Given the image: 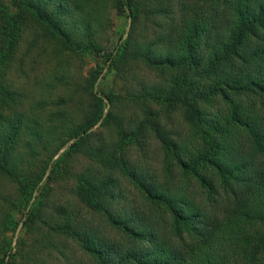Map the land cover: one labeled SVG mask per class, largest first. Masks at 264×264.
Masks as SVG:
<instances>
[{"label": "trees", "instance_id": "16d2710c", "mask_svg": "<svg viewBox=\"0 0 264 264\" xmlns=\"http://www.w3.org/2000/svg\"><path fill=\"white\" fill-rule=\"evenodd\" d=\"M176 2L168 33L139 40L135 23L169 15L171 0H0V101L28 105L0 114V177L13 186V195L0 191V264H264V0ZM111 12L131 20L106 55L120 85L94 93L99 73L75 82L68 62L105 54ZM28 17L25 51L55 50L32 100L7 77ZM136 66L154 79L132 78ZM69 80L87 98L73 110L69 96H52ZM174 111L184 135L165 126ZM97 124L111 127L116 141L92 145ZM148 136L162 151L163 182L118 153ZM76 155L98 169L79 173L70 193L121 240L85 225L72 207L48 203L51 176L67 173ZM116 172L140 195L127 209L113 206L121 199L112 191Z\"/></svg>", "mask_w": 264, "mask_h": 264}, {"label": "rangeland", "instance_id": "374dc122", "mask_svg": "<svg viewBox=\"0 0 264 264\" xmlns=\"http://www.w3.org/2000/svg\"><path fill=\"white\" fill-rule=\"evenodd\" d=\"M4 4H8V0H2ZM177 0H171V10L172 13L169 15L164 16H156V17H149L147 21H142L139 19L137 23L133 26V35L137 36L139 40L141 39L142 35H146L145 39L153 37L154 34L156 35H166L168 31L175 25L177 22ZM9 6V5H8ZM10 10H14V8H10ZM111 24L107 29L105 37L107 38L108 42L106 43V50L105 54L100 55L99 57H85L82 59H72L68 62L69 72L72 73L71 77H75L74 81L80 80L81 78L87 77L89 71H96L99 73V78L93 85V92H104L108 89L117 90L120 83L118 80L114 78V74L108 71L106 62V55L113 44L116 42L117 36L124 31L122 38L124 39L131 28V20L124 19L121 17L115 16L113 12H111L110 16ZM31 20L28 18L25 19V25L22 28L20 33V39L18 42L17 48V59L11 64L10 69L8 71L7 77L11 80L12 85L18 89L28 100L35 99L41 93L39 88V81L43 75V72L46 68L49 67L51 58L50 55L55 52L54 48L50 45L43 44L46 46L44 48L39 44L38 47L25 51L27 47H25L26 39L28 38V34L31 28ZM43 43V42H42ZM130 74L132 78L138 79V81H149L150 79H154L155 73L153 70L136 66L134 69L131 70ZM100 77H103L100 80ZM73 80H69L70 87H66L64 89H57L54 90L52 96L54 97H62L66 98L69 96L71 99L67 106L70 110H73V107L76 104L83 103L87 101L85 95L81 94L77 90H75L71 83ZM29 103V102H28ZM27 102H23V107H27ZM22 106L17 105V103L12 104L9 101L5 100L0 101V114L7 115L11 111H18L23 108ZM110 105L106 104L102 107L103 114L102 117L108 112ZM122 115L125 117L129 114V111L124 110ZM120 113V112H119ZM166 128L172 132L180 133L181 135L186 134L187 127L183 125L181 122L180 117L178 116V112L174 111L167 120ZM90 131L95 132V134L89 139L92 145H98L102 143V145H111L116 141L115 136L113 135V131L111 127H99L97 124L93 129ZM89 131V132H90ZM69 143H66L63 148L58 150V152L51 158L50 163L56 160L60 153H62ZM118 153L121 155L123 160L127 162L130 168L135 170H142L150 177H154L156 180L163 182L162 179V151L157 144V142L151 138L146 137L145 139L139 141L138 143H128L123 148H121ZM48 164L47 169L44 172V175L39 183L42 184L46 177L49 174L50 165ZM92 167L93 169H98L96 163L91 162L81 156L73 157L70 163L67 164V173L61 170V168L57 169L55 173L51 176L50 187L51 190L48 194L47 200L48 203H54L56 205H67L72 207L74 210L78 212L79 218L84 221L85 225L89 227L93 226V230H97L100 232L105 233L108 238L112 240H121L120 234L110 227L106 221L102 213L95 211L91 208L83 206L79 200L70 193L71 187L74 185V178L82 173L87 168ZM173 178L171 183L175 182L176 175L175 171L173 172ZM115 178V183L113 184L112 191L115 196H119L121 199L116 200L113 206L116 209H127L130 205L140 200V195L133 189V185L129 182V180L123 177L120 172L113 173L112 175ZM34 183H30L29 188H33ZM192 184H190V187ZM194 187L196 185H193ZM12 184L9 183L5 178L0 177V191L3 194H12ZM36 191L32 192V198L36 196ZM31 199L29 204L32 203ZM225 204L219 203L215 210L219 211L223 209ZM165 218L168 214H164ZM19 215L16 214L14 219L16 221L19 220ZM89 223V224H88ZM22 225V220L18 223L14 233L12 235L11 247H13L16 236L20 230ZM8 236L11 233L7 234ZM73 245L70 243L67 247L72 249Z\"/></svg>", "mask_w": 264, "mask_h": 264}, {"label": "water", "instance_id": "95a60500", "mask_svg": "<svg viewBox=\"0 0 264 264\" xmlns=\"http://www.w3.org/2000/svg\"><path fill=\"white\" fill-rule=\"evenodd\" d=\"M89 132V131H88Z\"/></svg>", "mask_w": 264, "mask_h": 264}]
</instances>
